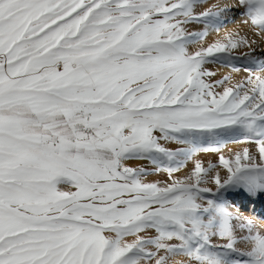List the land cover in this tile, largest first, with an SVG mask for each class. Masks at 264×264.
Wrapping results in <instances>:
<instances>
[{
    "label": "snow or ice",
    "instance_id": "6c2138e0",
    "mask_svg": "<svg viewBox=\"0 0 264 264\" xmlns=\"http://www.w3.org/2000/svg\"><path fill=\"white\" fill-rule=\"evenodd\" d=\"M236 14L264 39V0H0V264H264L232 199H264V60L207 41Z\"/></svg>",
    "mask_w": 264,
    "mask_h": 264
},
{
    "label": "rangeland",
    "instance_id": "374dc122",
    "mask_svg": "<svg viewBox=\"0 0 264 264\" xmlns=\"http://www.w3.org/2000/svg\"><path fill=\"white\" fill-rule=\"evenodd\" d=\"M238 18L240 19H244L243 16L241 15H238ZM260 40H264L262 39L261 37L257 36ZM237 55H241L239 53H236ZM236 65L239 67L241 65H243L245 63L244 60H239L238 61H235ZM226 72H228V69L226 68ZM224 73V74H225ZM236 76H233L232 75V78L234 81H237V80H241L244 76L243 73H234ZM243 147V143H234V142H229L227 147L224 149L225 151V154L227 155V150L230 148L232 150H239L240 148ZM194 159H200L204 162V165L207 166L208 162H213V163H217V156L215 154H211V153H198ZM192 168V161H189L186 168L181 170V172L179 173H176V175L178 176H183L185 174V172H187L188 170H190ZM183 172V173H182ZM164 173H161L159 177L157 176H152V177H149V179H163L164 177ZM214 188V185L212 186ZM232 199L236 200L238 203H243L246 208H247V211H244V215L245 216H249L253 219H256L257 220V223L264 226V220H260L259 219V216L260 215H264V199H261V200H257L255 203H249L244 197L242 196H235V197H232ZM255 209V213L252 211V209Z\"/></svg>",
    "mask_w": 264,
    "mask_h": 264
},
{
    "label": "bare ground",
    "instance_id": "6f19581e",
    "mask_svg": "<svg viewBox=\"0 0 264 264\" xmlns=\"http://www.w3.org/2000/svg\"><path fill=\"white\" fill-rule=\"evenodd\" d=\"M226 2L235 3V0H226ZM238 15L239 14H236L235 16L230 15L228 17V20L230 22H226L224 26L221 27L219 33L210 34L207 37V41L211 43L215 39L222 38L224 34L227 32H239L240 35L247 34L249 39H256L258 41V46L255 47V51L253 52V55L261 60H264V40H260L257 36H253L248 26L242 24V19L238 18ZM247 51H248V48L244 47V48H240L236 50V53L242 54V53H246ZM220 71H221V74H224L227 70L226 68H223ZM240 73H243V72H240ZM231 75L236 76L234 73H232Z\"/></svg>",
    "mask_w": 264,
    "mask_h": 264
}]
</instances>
